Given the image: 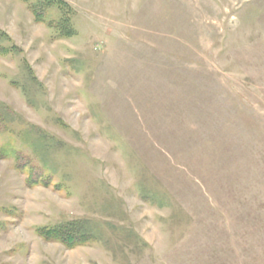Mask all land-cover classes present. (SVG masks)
<instances>
[{
	"label": "rangeland",
	"instance_id": "374dc122",
	"mask_svg": "<svg viewBox=\"0 0 264 264\" xmlns=\"http://www.w3.org/2000/svg\"><path fill=\"white\" fill-rule=\"evenodd\" d=\"M66 1L0 0V264H264V0Z\"/></svg>",
	"mask_w": 264,
	"mask_h": 264
},
{
	"label": "trees",
	"instance_id": "16d2710c",
	"mask_svg": "<svg viewBox=\"0 0 264 264\" xmlns=\"http://www.w3.org/2000/svg\"><path fill=\"white\" fill-rule=\"evenodd\" d=\"M30 7L34 19L37 22L45 23L50 28H54L58 37H71L75 35V29L72 26L73 8L66 0H24ZM57 7L61 16L49 17L48 9ZM0 36L9 41L10 44H0V55L14 54L19 50L8 33L0 30ZM18 166V165H17ZM26 166V164H25ZM18 168H22L19 165ZM31 180V175L28 181ZM45 180V179H43ZM37 233L48 241H57L68 248L92 243L95 235L87 230L85 224L79 219H71L56 225H44L36 228Z\"/></svg>",
	"mask_w": 264,
	"mask_h": 264
}]
</instances>
